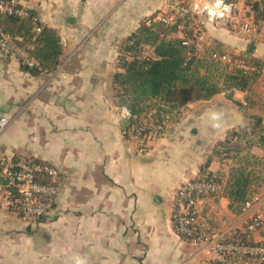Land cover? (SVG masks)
Wrapping results in <instances>:
<instances>
[{
    "label": "crops",
    "instance_id": "crops-1",
    "mask_svg": "<svg viewBox=\"0 0 264 264\" xmlns=\"http://www.w3.org/2000/svg\"><path fill=\"white\" fill-rule=\"evenodd\" d=\"M239 1L242 14L253 18L252 4L264 2ZM22 4L57 34L62 56L56 68L34 75L22 65L32 48L23 37L12 56L0 53V117L9 120L0 133V181L9 160H37L58 170L59 193L50 214L28 224L2 180L0 264H216L176 232L175 194L186 180L201 177L216 144L248 132L256 85L250 91L223 86L210 100L167 108L164 134L142 154L125 134L130 123L114 76L123 72L128 39L145 20L158 21L172 0ZM177 29L169 38L187 36ZM206 41L221 48L229 68L242 55L264 61V40L249 41L228 27L208 26ZM146 55L153 57V49ZM196 55L211 59L210 48ZM231 163L213 157L208 172L226 178ZM254 194L264 202V180ZM262 206L235 213L223 194L207 197L200 202L201 222L215 231H243Z\"/></svg>",
    "mask_w": 264,
    "mask_h": 264
},
{
    "label": "built area",
    "instance_id": "built-area-1",
    "mask_svg": "<svg viewBox=\"0 0 264 264\" xmlns=\"http://www.w3.org/2000/svg\"><path fill=\"white\" fill-rule=\"evenodd\" d=\"M23 0H0V15L10 14L27 16ZM239 0H172L168 11L158 17V21L175 26L184 21L192 37H184V45L194 46L197 50L207 46L206 30L208 26L228 27L249 41L264 40V20L255 22L252 15L242 14ZM41 29H38V32ZM20 37L5 32L0 27V53L3 57L12 56ZM211 58L224 61L225 54L210 52ZM22 65L42 70L40 64L30 57L22 59ZM233 68L250 70L248 65L237 61ZM129 126L125 134L136 143L140 153H146L150 145L165 132V124L158 119L157 110L142 115L125 111ZM9 120L0 117V133L6 129ZM58 170L49 163L37 160H9L4 166L2 180L10 189L12 206L28 224H37L50 214L56 196L59 193ZM0 181V188L3 182ZM14 190V193L11 192ZM224 182L206 179L186 180L176 191L172 210V219L178 235L184 237L190 245L213 258L216 264H264V239L254 241V235L264 233V202L260 196L251 194L243 205L246 212L261 203L263 206L251 216L245 229L232 228L228 231H215L206 222H201L200 202L207 197L222 196ZM242 234H248V244L241 240Z\"/></svg>",
    "mask_w": 264,
    "mask_h": 264
},
{
    "label": "trees",
    "instance_id": "trees-1",
    "mask_svg": "<svg viewBox=\"0 0 264 264\" xmlns=\"http://www.w3.org/2000/svg\"><path fill=\"white\" fill-rule=\"evenodd\" d=\"M255 22L264 20V2L252 4ZM27 16H15L10 14L0 15V27L7 33L23 37L25 44L30 45V57L38 62L42 70H52L59 64L62 56V46L57 34L42 27L37 14L27 9ZM178 25L171 26L160 21L145 20L139 29L127 41V54L120 59V68L123 70L114 76V93L122 107L135 115H142L150 110H157L158 119L163 123V114L167 108H174L188 102L210 100L223 90L250 91L257 80L264 77V61L249 55L238 58L240 62L250 67V70L233 68L229 70L223 83L213 81V73L223 63L214 59H205L194 56V46L184 45L179 38H169L176 32ZM41 29V31H37ZM146 47L153 49V57L143 56ZM223 51L218 46H213L210 52ZM129 53V55H128ZM24 69L36 75L40 73L37 68ZM206 68L205 74L201 69ZM247 106V105H246ZM256 119V127L263 124L262 118ZM255 127V128H256ZM245 135L234 132L231 138L216 144L212 156L202 167L201 177L208 181L224 182L223 195L230 200V208L235 213L242 212L243 205L252 194L254 181L252 171L242 163H234L230 168L228 177L213 175L208 168L213 157L220 161H231L234 152L233 145L237 138H245L247 134H253L254 128L250 125ZM264 140V136L262 138ZM253 142L252 140H249ZM236 151V150H235ZM14 160H20L19 158ZM11 192L14 193V190ZM241 240L248 244V234H242Z\"/></svg>",
    "mask_w": 264,
    "mask_h": 264
},
{
    "label": "rangeland",
    "instance_id": "rangeland-1",
    "mask_svg": "<svg viewBox=\"0 0 264 264\" xmlns=\"http://www.w3.org/2000/svg\"><path fill=\"white\" fill-rule=\"evenodd\" d=\"M178 27H180L182 29L183 32H185V34L188 37H192L191 32L187 29V25L185 24L184 21H180L179 22ZM150 49V47H146L145 48V52L147 53L148 50ZM207 48H205L204 50H206ZM144 52L143 56L145 57H150L147 56L146 53ZM129 55V53H128ZM223 63V61H220ZM226 69V64L223 63V66H218L217 68V72L213 73V81L219 82V84L221 85L223 83L224 77L227 74L224 70ZM229 70H232L229 68ZM201 74H205L206 72V68H202L201 69ZM261 79H264V77H262ZM260 80V79H259ZM257 80L256 82V89L253 91V96H250V98L252 97L253 99V103L254 101L257 103L258 100L259 102L256 104H254L255 106L252 108L254 109V114L251 116H254V118H262L264 120V81L262 82ZM259 96V97H258ZM251 119V118H250ZM257 120L256 119H251V126L252 128H254L253 134L249 135V133L247 134V137L245 138H237L236 140H234V142H239V143H234V145L232 146L234 149V152L231 154V157H233V159H231V164L233 165L234 163H242L244 165H246L251 171H252V178L254 181V186L252 188V194L258 190V188L260 187L262 181L264 180V140L262 139L264 136V123L261 126L256 127ZM256 127V128H255ZM247 132H242L240 133V135H245ZM252 140L253 142L249 141ZM254 148H256L257 150H254ZM236 150V151H235ZM252 150L253 153H252Z\"/></svg>",
    "mask_w": 264,
    "mask_h": 264
},
{
    "label": "water",
    "instance_id": "water-1",
    "mask_svg": "<svg viewBox=\"0 0 264 264\" xmlns=\"http://www.w3.org/2000/svg\"><path fill=\"white\" fill-rule=\"evenodd\" d=\"M254 46H255V42H252V44H251V51L254 50Z\"/></svg>",
    "mask_w": 264,
    "mask_h": 264
}]
</instances>
